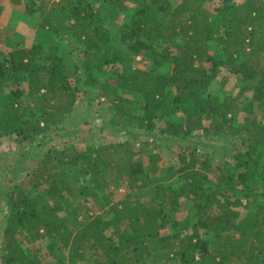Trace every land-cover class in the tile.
Returning a JSON list of instances; mask_svg holds the SVG:
<instances>
[{"label": "trees", "instance_id": "obj_1", "mask_svg": "<svg viewBox=\"0 0 264 264\" xmlns=\"http://www.w3.org/2000/svg\"><path fill=\"white\" fill-rule=\"evenodd\" d=\"M9 1L15 6L27 2L30 11H40L38 29L67 50L50 49L43 62L37 57L39 44L0 52V89L11 85L0 114V147L13 135V141L27 143L19 151L24 167L36 159L16 182L3 181L0 264H46L39 244L43 239L47 253L66 250L68 264H264V209L255 221L239 218L241 198L225 195L234 187L247 199L264 196V172L258 171L264 123L253 107L256 101L262 112L264 94L256 93L241 106L243 119L238 122L233 96L207 92L224 67L244 82L264 85V0H245V10H233L224 32L202 6L182 11L189 1L213 0H182L170 12H165L167 0L111 1L112 13L127 16L118 33L125 48L109 45L110 29L93 5L103 0ZM154 38L171 42L174 50H158ZM213 40L222 47L217 50L221 57L210 51ZM147 50L159 72H116L107 78L109 93L105 87L99 92L112 103L108 123L126 127L128 134L135 130L133 138L42 150L48 135L58 136L64 128L78 96L88 95L91 105L106 64L124 63L131 53ZM66 56L73 57L72 65ZM124 90L141 95L137 111L121 95ZM25 99L32 105L24 104ZM219 136L230 147L227 159L213 167L203 147ZM135 137L168 148L172 162L159 165L155 155L145 159V147L133 151ZM37 147L41 149L35 152ZM118 181L129 191L114 202L108 189ZM134 190L153 195L142 200ZM78 196L102 202L104 215L84 213ZM186 200L193 202L197 219L183 234L187 226L173 215ZM78 216L82 219L75 222ZM169 224L182 227L161 234ZM211 232L212 240L204 237Z\"/></svg>", "mask_w": 264, "mask_h": 264}, {"label": "rangeland", "instance_id": "obj_2", "mask_svg": "<svg viewBox=\"0 0 264 264\" xmlns=\"http://www.w3.org/2000/svg\"><path fill=\"white\" fill-rule=\"evenodd\" d=\"M57 0H51V2H56ZM111 1L119 0H103L102 2H94L93 5L97 6L98 10L102 14L103 22L110 29L111 40L110 46H120L125 48L126 43H121L119 38L120 25L123 23L127 16L121 11L116 14L111 11ZM58 2V1H57ZM121 2H127V0H121ZM182 4V0H167L164 3L165 12H170L176 7ZM230 4L231 7L221 11L217 9L221 6H226ZM205 8L210 14L213 24L219 32H224L222 30L228 29L230 27V20L233 16V10L238 9V12L243 13L245 10V0H229L227 2H222L221 0H213L212 2L202 1V2H187L182 8V11L187 14V11H190V8H200L202 10ZM216 7V9H214ZM29 3L25 2L19 6L13 5L9 0H0V52L8 53V51L16 48H29L33 44H39V52L37 53L38 61L43 62L47 52L50 49L56 50H67L63 43H61L57 38L52 34L45 31L39 30V22L41 20V14L38 10L30 11ZM239 13V15H241ZM171 42L167 43L162 41L160 38H154L153 45L158 50H171L173 51L174 47L170 45ZM210 51L221 57L222 52L217 51L221 47L217 41H212L209 44ZM224 57V55H222ZM69 63L72 65L74 61L73 57L66 56ZM264 59V57H263ZM264 62V60H263ZM130 68H141L148 70L151 73L155 74L160 71V68L156 67L153 60L152 54L150 51H143L137 54L131 53L128 55L124 63H109L106 64L105 70L99 74L97 87L95 88L96 92L99 93L103 87L106 91H110L111 83H109V77L115 76L116 72H124ZM107 79V80H106ZM10 83H4L0 89V114L3 110V104L6 92L9 88ZM11 86V85H10ZM263 92L264 94V85L261 83L253 81H242L239 75H235L227 70V68H222L217 77L210 83V86L207 92L211 95H231L236 99L235 103V117L238 122H241L243 116L241 115V106L249 101L256 95V93ZM122 96L129 98L131 101L128 103V106L133 110H138V103L141 102V95L123 91L121 92ZM73 109L69 115L64 118L63 129L56 136L54 133H50L45 143H43L42 150L51 148L59 150L66 145L75 144L77 147H84L86 144L97 145L101 142H111L118 141L122 139L133 138L135 130H132L131 134L126 133L125 128L120 126L113 127L108 123V119L111 116L112 108L111 102L105 97L103 93H99L95 96L91 105H89L88 95H80L77 98ZM24 104L31 106L32 102L29 100L24 101ZM254 110L257 117L261 118L264 123V106L262 112L256 107V101L254 102ZM160 122V120H159ZM134 131V132H133ZM117 135V136H115ZM146 137V136H145ZM13 135L8 136L4 139L0 152V235L2 225L5 219V199L3 197V181L6 183L16 182L18 178L24 173V171L29 170L35 166L36 159L33 158L29 163V167H24L19 160L23 159L19 155L21 147L26 146L27 143H18L13 141ZM140 139L141 141H139ZM145 138L135 137L134 142L135 146L133 151L141 150L142 147L146 148L145 159L147 155H155L159 157V165L168 166L172 162V155L168 148L158 147V143L150 141L148 144H144ZM138 140V141H137ZM229 141L224 136L213 137L209 140H206L205 146L206 152H209V156H212L213 167H216L217 164L223 163L227 157L228 153L226 149L230 147ZM35 144V142L33 143ZM41 148L37 147L34 149L35 152H38ZM210 151H213V154H210ZM263 159L259 163L258 171L264 172V146L262 147ZM220 159L221 161H218ZM24 162V161H23ZM21 163V164H20ZM20 165L19 167L16 165ZM10 165L15 166L14 168ZM225 166V165H224ZM24 168V170H23ZM19 175L17 178H14V175ZM209 176L215 181L214 172L209 171ZM5 183V182H4ZM111 192V198L114 202L119 200L125 193L129 191L127 184L125 182H116L114 185H111L108 189ZM230 200L234 198H241V205L237 206V209L240 211L239 218L245 217L246 219H251L255 221L261 216L260 208L264 209V196H259L247 199L241 196V193L234 189V187L228 188L226 190ZM138 197L142 200H147L151 198L153 193L148 190H134ZM221 192V191H220ZM219 192V193H220ZM78 202L84 205V213L93 215H104L105 207H100L102 202L92 201L91 199H84L78 196ZM185 206L181 211L175 212L173 219L183 222L182 227L177 224V227L167 225L164 229L161 230V234H168L177 231L178 227H182V233L187 234L191 230L193 222L197 219V214L195 208L192 206V201L186 200ZM83 210V209H82ZM6 215V214H5ZM82 218L78 216L75 219V222L81 220ZM204 237L212 240L215 237V232H211ZM47 240L43 239L39 242L43 251L46 253V264H68L66 260L67 252L64 249H55L53 253L46 252V243ZM81 264V263H78Z\"/></svg>", "mask_w": 264, "mask_h": 264}]
</instances>
